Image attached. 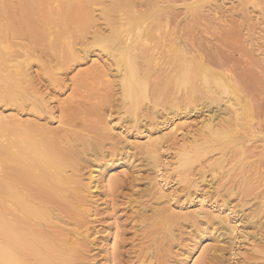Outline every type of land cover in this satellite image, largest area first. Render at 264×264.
Returning a JSON list of instances; mask_svg holds the SVG:
<instances>
[{
    "label": "bare ground",
    "instance_id": "1",
    "mask_svg": "<svg viewBox=\"0 0 264 264\" xmlns=\"http://www.w3.org/2000/svg\"><path fill=\"white\" fill-rule=\"evenodd\" d=\"M191 1L0 0V105L4 104L0 106V264H83L85 247L89 244L92 246L95 241L91 225L94 224L92 218L100 213L97 211L98 202L103 197L107 199L105 204L115 206L116 195L124 191L128 184L133 183V180L126 182L123 179L126 176H113L112 173L113 164H118L115 161L121 160L129 153V149L125 150L126 148L112 142V129L110 124L106 125L102 115L104 104L108 106L110 103V91L115 86L114 82L109 80L103 70L104 66H98L92 61L93 66L84 69L78 64L91 54L93 49H98L97 55L103 54L114 67L113 74L117 78L121 93L118 98L122 100V108L129 107L127 114L130 116L125 118L126 112V116L123 113L122 124L126 127L125 130H135L136 135L144 140L139 144H132L131 149L137 151L136 155H141L145 163H156L163 141L167 143L174 139L175 133L182 129L174 123L169 124L170 119L163 117L160 126L163 128V123L168 125L167 133L164 131L157 136L150 134L151 129H154L155 125L158 126L155 124L152 128H146L145 122L152 124L157 118L150 115L158 113L157 110L163 111V114L174 113L179 108L178 102L196 106L195 101H203L202 109L195 107L205 115L200 134H191L189 142H185L187 137H184L182 143L174 149V161L169 163L170 166L174 165L170 173L176 174V181L181 183L183 188L181 191H186L184 194L187 200L180 203V208L178 205V208L170 205L173 195L167 193L164 188L170 181L167 176L169 171H161L159 161V164L152 166L147 164L156 176L148 178L144 199L142 197L141 202H135L138 207L142 205V211L147 213L139 229L142 236L131 248L134 261L139 264H164L166 258L160 252L165 250V244L173 240L174 227L180 225L178 222L195 230H199L201 224L207 223L215 227L222 226L225 229L224 235L233 240L231 237L244 223L243 219L232 222L231 208L221 210L222 205L225 206L226 203L218 204L219 198L216 196L212 198L211 208L203 196H195L194 202L195 194L192 193V196L191 191H198L200 185L206 182L208 173L214 179L217 175L223 178L224 174L229 177L230 170L234 174L236 170H240L239 173L243 177L249 172L253 174L255 170V175H262L257 159H264V112L254 97H251L254 86L261 82L256 80L255 83H248V80L245 83L246 89L243 88L239 78L246 70H237V65L234 68V62L241 63L242 59L232 62V59L237 57L230 59L229 52L218 53L219 47L216 48L217 54L213 51L206 53L205 48L202 51L196 49L195 45L193 48L191 41L187 42V37L182 36L184 40L178 38L176 34L185 28L180 29L181 25L177 22L179 15H191V19L202 16L207 6L201 7L199 4L210 2ZM211 1L214 4H211L214 6L212 12L220 11V4L215 3L219 0ZM234 1L236 8L238 7L244 16L247 15L246 11L252 8L264 17V0ZM190 4L193 6L190 7ZM179 6H186V12L179 11ZM194 8L198 9V13ZM95 12L98 16H95ZM176 12L178 14H175ZM38 14L40 15L37 16ZM45 15L46 17L41 18ZM100 20L106 29L97 24ZM222 22L226 24L227 20ZM236 25L237 28L241 26ZM236 25L228 22L227 25H217L224 28V31L221 28V33L218 32L221 35L217 33L221 43L222 39H227L226 43L235 41L229 39H237L238 36L232 32ZM206 26L202 27L205 29ZM225 26L234 28L232 31H226ZM213 30L216 31V28ZM213 30L211 31L214 32ZM205 31L203 34L208 33V30ZM234 31L241 34V31ZM215 34L214 32L213 35ZM193 35L195 36V33ZM226 46L225 48H228ZM220 49L222 44L219 51ZM237 51H240L241 55L244 53L247 62L245 50L241 48ZM243 64L247 65L248 69L251 65L244 62L241 67ZM32 65L37 66L35 76H32L30 71ZM74 65L79 68L70 78L75 88L65 101H59L61 109L58 117H54L57 125L51 128L49 122L39 123L37 117L52 113L48 101H45L40 89L34 85L33 78L38 76L39 83H44L46 88L52 86L62 90L65 85L61 75L67 74L66 69L71 71ZM257 67L259 68H254ZM62 71L63 74L59 73ZM246 75L245 78L250 75V79L252 76L256 77L250 71ZM260 75L259 78L264 77L262 73ZM138 100H143L148 106L144 104L143 107ZM9 105L15 107L11 113H6L4 106ZM110 107L112 109V106ZM144 110L151 113L146 114ZM22 113L27 119L22 118ZM140 123L144 131H147L145 136L141 132L143 129L140 130ZM183 134L185 135V132ZM119 135L125 142L128 141L122 133ZM119 139L120 137L117 141ZM167 164L166 161L165 167L169 166ZM90 165L94 167L91 168ZM207 184L209 185L208 181ZM234 185L229 187L230 194L235 193ZM247 188L242 190L246 191ZM244 191L242 192L245 193ZM183 203L185 209H182ZM215 207H218L216 214L209 212ZM136 216L144 215L138 213ZM107 229L111 230L108 232L110 239L107 242H99L101 245L98 247V253L102 256L103 264H122L118 254V240H121L123 233L118 228L113 231L108 226ZM199 231L202 237L196 235L198 239L196 243L191 244L193 247L188 246L191 241L188 245L182 244L186 250L190 248L192 256L178 257V264H204L205 260H211L209 257H203L207 229L205 227ZM101 236L104 237V234ZM174 242L177 243L175 239ZM259 248L261 247L255 245L252 247L253 250L256 249L255 252L264 256V251ZM87 253L92 255V250ZM214 255L210 258H214ZM96 259V256L92 257L91 263Z\"/></svg>",
    "mask_w": 264,
    "mask_h": 264
},
{
    "label": "rangeland",
    "instance_id": "2",
    "mask_svg": "<svg viewBox=\"0 0 264 264\" xmlns=\"http://www.w3.org/2000/svg\"><path fill=\"white\" fill-rule=\"evenodd\" d=\"M196 1L197 0H192L191 3L192 2L195 3ZM231 1L232 0H229V1L226 0L225 2H224V0H219L218 2L216 1L215 3L216 4H220V7H221V10L216 12V13L212 12V10H213L212 8H214V6L211 5L213 3L210 0V2H208L206 4H202V3L199 4V6H201V7L202 6H207L203 10L204 13L201 14L202 16L198 15V16H196V17L191 19V15H188V16L185 15V14H183V16H181L182 14L179 15L180 17L177 18V20H178L177 22H179L180 25H181L180 29L185 27L184 30L185 29L186 30L178 32L176 35L178 36V38L180 37L181 39L187 37L188 39L186 38V40H187V42L191 41L192 47H193V45H195L196 49H199L201 51H202L203 48H205L204 51L206 53L207 52L210 53L211 51H213L215 54H217L216 48H218V47L221 48V44H222V49H220V51H219V48H218V53H220L222 51H224V53H228L229 52L230 53L229 54L230 55L229 58L231 57L230 59L235 58V56L237 58H239V55H240L239 59H237V58H235L236 60L232 59V62L242 59L241 63L238 62V61L234 62V68L237 65V67H236V68H238L237 70H239V69L246 70V73L248 71H250L251 74L256 76V77L252 76L255 80L252 77L250 79L251 75L248 76L247 78H245L247 75H246V73H243L242 76H240V78H239V80L241 81L240 83H242L244 85L243 88L246 89V87H245L246 84L245 83L248 80H249L248 83H250L252 81L255 83L256 80H260L261 83L259 82L260 83L259 85L257 84V85L254 86V89L252 91L253 93H251V97L252 98L254 97L253 99L258 102L259 106L262 109V112H264V91H263L264 90V77H263L264 76V56H263L264 55V41H263L264 40V17H262L261 15H258V12L256 11V9L252 10V8H249L250 10L248 9L246 11L247 15L244 16L243 12L240 11L239 9H237L238 7L236 8L235 1L234 0L232 2ZM191 5L192 4H190V7L193 6V5L192 6ZM179 7H178L179 11H181L183 13L186 12V10H185L186 6L185 7L179 6ZM181 7H183V8H181ZM194 9L196 10L195 12L198 11L197 8H194ZM94 14H95V16H98L97 12H95ZM175 14H178V13L176 12ZM244 14H245V11H244ZM39 15L40 14H38L37 16H39ZM199 16H200V18H199ZM205 16H207V17H205ZM42 17L44 18V17H46V15L45 16H41V18ZM201 17H203V18L201 19ZM194 19H196V20H194ZM223 20H227V22L229 24L231 23V25L232 24H235V25L238 24V26L241 25L238 28H237V25H236V28H235L237 30V33H239V31H241L240 35L235 33L236 32V31H234L235 29H233V31H232V28H234V27H231V28L228 27L227 28V26H225L226 27V31H232L234 35L238 36L237 39H239L240 42L237 39L233 38V39H229V41L230 40H235V41H231L233 43H231V42L230 43L229 42L226 43L225 41H227V39H222L223 43H221V40H220L221 38H217L218 35H221V34H219V33H221V32H219V31H221V28L223 29L222 31H224V28L223 27H219V26L220 25L221 26L222 25H227V22H226V24H224L222 22ZM232 20L234 21V23H232ZM235 20H236V22H235ZM237 20H238V22H237ZM101 21L102 20L98 21L97 24L102 25V28L106 29L104 23H102ZM183 22H185V24ZM220 23H223V24H220ZM206 24H207V26H206ZM184 25H187V26H184ZM217 25H219V26H217ZM190 26L193 27V28L191 29ZM202 26L203 27L206 26V28L204 29ZM213 28H216L217 32L215 30H213ZM219 28H220V30H219ZM39 30L41 31V29H39ZM201 30H203V32L205 30H206L205 32H207V30H208V33H212V35L208 34V33L207 34L206 33L203 34V32ZM211 30H213L216 33L215 36L213 35L214 32H212ZM187 32L190 33V34H188ZM192 33L193 34L195 33V36ZM217 33H218V35H217ZM184 34H185V36H184ZM198 34L199 35L202 34V35L199 36ZM182 36H183V38H182ZM192 39H194V40L192 41ZM223 44H224V47H223ZM226 44H227L228 48H225ZM232 44H235L237 47L235 45H232ZM199 46H201V47H199ZM233 46H235V48H233ZM223 48H225V49H223ZM241 48H242V50H245V52H246V59H248V61H247L248 63L244 59V56H245V55H243L244 53H242L243 57H241L242 55L240 54V51H237V50H239ZM229 49H232V51H229ZM89 51H90V49H89ZM98 53H99L98 49L97 50L93 49V51H91V54H89L87 57L83 58V60L80 63H78V64H81L82 68L87 69V68H91L93 66L92 65V61H94V62H96V64H98V66H104L103 70L108 75L109 80L114 82L115 86L113 85L114 87H112L111 91H110V95H112V97H110V103H108V106H107V104H104L102 115L104 117L105 122H107L106 125L110 124L109 126L112 129V131H111V136H113V141L112 142H114L117 146H119L121 148H126L125 150L129 149L128 152L130 154L128 153L129 156H128V154L125 155L123 157L124 159L121 158V160L118 159L117 161H115V162H118V164H116V163L113 164L112 173L114 174L113 176H118V177L119 176L120 177L126 176L123 179H125L126 182H129L130 180H133V183H131L132 185L128 184L127 187L124 189V191H121L119 194L116 195L117 199H115L116 201L114 202L115 206H109L108 204H105L104 202L107 201V199L103 198L101 196L102 197V200H101L102 202L99 201L98 202L99 206L97 205L98 206V208H97L98 210L97 211L100 212L99 213L100 215L98 214L95 218H92V222H94V224L91 225V230H93L91 232L92 233V237L95 236L97 238V240L94 237L95 241H94L93 244H91L92 246H90V244H89L88 246H86L87 248L85 247V249H86L84 251L85 260H84L83 264H103V261L101 259L102 256L100 257V253H98V252H100L98 247H99V245H101V243H99V242H101V241L107 242L110 239V233H108V232H110L111 230L107 229L108 226L110 228H112L113 231H115L118 228V230H121V233H123L122 236H121V240L120 239L118 240V242H119L118 254H119V259L121 260V263L122 264H126V263L128 264L129 261H131V263H129V264H134V263L135 264H139V263H136V261H134V259H133L134 258L133 257L134 254L131 253V248H132V245L136 244L138 242V240H140L139 237L142 236V234L140 235L139 229L142 226V223L144 221L143 218H145V214L147 212H145V211L143 212L142 210L144 209V207H142V205H139V207L136 206L135 202H136V200L139 201L140 199H142V197L144 195V192H145L144 190H145V187H146V183H148V178H152L153 176H156V174H153L155 172H153L151 167H148L147 164H150V166H152V164H156V163L159 164V162H160V170L165 172L166 169H167V171H169V174L167 173L168 174L167 176L169 177L170 181H168L169 182L167 184L168 186L166 185L164 188L167 189L166 190L167 193L170 192V194L173 195L170 205L172 207H175V208H178V207H176L178 205L179 208H180L181 207L180 203H182V201L185 203L186 200H187V198H186V196L184 194L186 191L184 190V193L182 192L183 188H182V185H180L181 183H179V184L177 183L176 174L175 173L174 174L170 173V171H172V168H173L174 165L170 166L169 163H172V160L174 161V156H175L173 154L174 153V149H175L176 145H179L180 143H182V139L184 137H187L186 138L187 140L184 139L185 142L186 141L189 142L188 140L191 139L189 137L191 134H193L194 136H198L200 134V130H202V125L201 124L204 121L203 119H205V115L200 113L201 110L197 111L195 109V107H198V108L202 109L201 104H203L202 103L203 101H199V102L195 101V103H196L195 105L196 106H193V105H191V104H189L187 102H178L177 106L179 104V108H181V107L182 108L181 109L178 108V110H176L174 113H171V114L170 113H166L165 110H164L165 113L163 114V111L157 110V112L160 115L158 113H152L150 115L151 117H155V118L157 117L155 119V121L157 123L155 121H153L152 124H149V122L148 123L145 122V124L147 125L146 128H152V126H154L155 124L158 125L157 127L155 125L154 129H151L150 134H153V135L157 136V135H160V133H162L164 131H165L164 133H167V129H168L167 126L168 125H165V123H163L164 127L162 128V126H160L162 124L163 120H164V119H162L163 117H165L167 119L168 118L170 119L169 124L170 123H174V125L176 124V126H178L179 128L182 127V129H180L181 131L179 133L178 132L175 133L174 139L172 138L167 143H165L163 141L164 144H162L161 150L159 151L160 153H159L158 159L155 161L156 163H153L154 161H149V162L147 161V163H145V161H143L144 158L141 155L140 156L136 155L137 151H135L134 149L133 150L131 149V147L133 146L132 144H139L140 141H144V140L141 137L139 138L138 134L136 135L137 132L135 130L132 129L129 132H128V130H125L126 127H124L123 124H122V119L121 118L124 119L125 112H126V115H127V116L125 115L126 116L125 118H129V116H130V115L128 116V114H127V113H129V111H127V110H129V107L127 109H126L127 106L124 107L125 109L122 108L123 107L122 100H121L120 97L118 98V96H120L121 93H120V91L118 89V83L116 81L117 78L114 77L115 74H113L114 73V67L112 65H110L111 62H109L110 60H108L107 57H104L103 54L98 56L97 55ZM222 53H220V54H222ZM235 53H237V54H235ZM247 53H249V54H247ZM251 59H252L253 62L251 61ZM244 62H245V64H250L251 63V65H249V69H248L247 65L245 66L244 64H243L244 68L241 67L242 63H244ZM33 64H35V62H33ZM250 66L251 67L254 66L255 68H256V66H259V68L258 67H257V69H255L254 67L250 68ZM36 68H37V66L32 65V68L30 70L32 76L36 75V70H35ZM74 68H75V70H74ZM77 68L78 67H76L74 65L73 67H71V71L69 69H66L65 73H67V74L61 75V78H62V80L64 82V85H65V86H63L62 90L59 89L58 87L54 88L52 86H51V88L49 87L50 89L48 87L46 88V85L44 83L43 84L39 83L40 81L38 80V76L33 78L34 85L36 86L37 89H40L39 91L42 93L41 95H43V98L45 99V101L46 102L48 101L49 108H51L50 111L52 113V115H50V114H42L43 115L42 117H37V120H38L39 123H41V122L42 123H45V122L48 123L49 122L48 124H49V126L51 128H54V126L57 125L55 119L58 117L57 114L60 112V109H61L59 101H61V100H62L61 102L65 101L64 99L67 98V96L69 94H71L72 90H74L75 87L71 84L70 78L79 69V68L78 69ZM258 72L263 74V76H262L263 78H259V77H261V75ZM41 73L42 72H40V74ZM59 73L63 74L64 71L59 72ZM66 86H68V87H66ZM169 89H171V88H169ZM259 93H260V95H259ZM256 97H258V99ZM117 101L120 102V103H118ZM139 101L140 100H138V103L140 105L142 104L143 107H145L146 105L148 106V104L145 103L143 100H141L142 103L139 102ZM181 101H182V99H181ZM116 103H117V105H116ZM144 104H145V106H144ZM2 105H4V104H1L0 106H2ZM110 106H112V109H111ZM120 106H121V108H120ZM4 107H5L4 109H5L6 113H11L15 106L9 105L8 107H6V106H4ZM116 107H117V109H116ZM150 110H151V108H150ZM204 111H205V109L203 108V112ZM46 112H47V110H46ZM120 112H121V114H120ZM144 112H146V111L144 110ZM123 113H124V115H123ZM147 113L150 114L151 111L146 112V114ZM22 115H23V117H22L23 119H27V117L24 115V113H22ZM163 115H165V116H163ZM51 116L53 118L56 117V116L57 117L52 119ZM32 120H36V119H32ZM263 121H264V119H263ZM176 122L179 123V124H177ZM139 125H140V130L143 129L141 131L142 135L145 136L147 131H144V128H142L143 127L142 123H140ZM79 126H80V123H79ZM106 127H108V126H106ZM263 127H264V124H263ZM184 132H185V135L183 134ZM120 133H122L124 136H126V138L128 140V141H126L127 143L125 142L123 137H121L119 135ZM187 133H189V135ZM118 137H120V139L117 141ZM136 140H138V141H136ZM120 141H122V142H120ZM112 142H111V144H112ZM171 142H173V143H171ZM174 143H176V144H174ZM169 145H171V146H169ZM107 147H109V144H108ZM169 147H170V149H169ZM122 152H125V151H122ZM133 154H134V156H133ZM126 156H128V157H126ZM166 161L168 162L167 166L169 165L170 167L169 166L165 167ZM257 161H258V164L261 167V171L263 172L262 173L263 176L261 175V173L258 176L255 175L256 170L252 172L253 174H251L250 172L246 173V177L245 176L243 177V175H241L239 173V172H241L240 170H238V171L236 170L235 171L236 174H234V172L232 173V171L230 170L229 173L231 175L229 177H227V175L224 174L223 178L221 176L218 177V175H217V177L214 179L208 173V174H206V175H208V176H206L208 180L206 179V182L203 183L205 185L201 184L200 187H199L200 189L198 188L197 192L194 191V190L191 191V195L192 196H193V194H195L194 197H193L194 202H196L195 196H197V197L203 196V197H205L207 199V200L206 199L205 200L207 201L209 207L211 208V207H213L212 205H210L212 203V201H213L212 198H215V196H216L217 198H219L218 204H220V202H222L224 204L226 203L225 206L222 205L221 210L224 211L225 208H231L230 212H231V216H232L231 219L233 218V220H231L232 222H234V220L236 221L238 219H243V221H244V223L239 227V229H237L236 232L233 233L234 235L231 237V238H233V240L229 239L228 236L226 237V235H224L225 234V231H224L225 229H223L222 226L216 225V226L219 227L218 228V227L212 226L210 223L201 224V226L199 227V230H201L202 228H205V227L207 229V233L205 234L206 235V237H205L206 241L203 243V248H204L203 250H205L204 251L205 254L203 253V257L204 258L209 257V259H211L210 260L211 263L207 259L208 261L205 260L204 264H214V263L215 264H220V263L221 264H242V263L243 264H264V256L260 255L257 252H255L256 249L255 250H253L254 248L252 249V247L255 245L257 247L260 246L261 248H259V250L264 251V238H263L264 237V211H263V209H264V207H263V205H264V202H263L264 201V196H262L263 193H264V190H263L264 189L263 188L264 187V159H262V158L261 159H257ZM85 164H87V163H85ZM90 166H91V168L94 167L92 165H90ZM232 174H234V175H232ZM259 176H261V177H259ZM209 179H210V181H209ZM223 179L224 180L226 179L225 180L226 182ZM244 179L246 180V182H244ZM207 181L209 182V185L207 184ZM233 184L237 185V186L234 185L235 193L234 194H230L228 192V190H229L230 186H233ZM244 187H246V188L248 187L247 190H246L247 192L242 190V189H244ZM170 189H171V191H170ZM254 190L256 191V193H254L255 192ZM260 190H262V191H260ZM242 191H244L245 193H243ZM219 193L222 196L221 195L218 196L217 194H219ZM258 193H260V195L262 197ZM256 194H258V196ZM245 195H248V197L245 196ZM139 196H141V198ZM143 199H144V197H143ZM208 199H211V200H208ZM226 200L228 202H226ZM141 201L142 200H140V202ZM261 201H262V203H261ZM184 203L182 205V209L183 208L185 209V207H183ZM156 205L157 204L155 203L154 206H156ZM215 206H218V205L215 204ZM243 206H245V207H243ZM213 209L209 210V212L212 211V213L216 214V212L218 210V207H215ZM104 211H106V212H104ZM138 213H142L144 216H141V217L140 216H136ZM238 213H239V215H237ZM178 223H180V225L177 226L178 225L177 224L176 227H174V230H173V235H174V237H172L173 240H171L167 244H165V246H166L165 250H161L162 252H160L166 258L164 264H171L172 262L174 264H178V262H179L178 259L181 256L182 257L183 256L185 257L186 255L187 256H192L191 255L192 251L189 250L190 248H188L186 250V248H184L183 245L185 246V245L189 244L188 245L189 247H193V245H191V244L193 242L196 243V241L198 239L197 237H199L201 235L199 230H195L194 228H191V227L189 228V226H187V225H185V224H183L181 222H178ZM237 223H239V222H237ZM246 230H247V232H246ZM195 231H196V233H195ZM213 231L216 234L213 233ZM98 232L100 234H98ZM220 232H223V233H220ZM101 233L104 234V237L101 236V235H103ZM217 233H219V234H217ZM196 235H197V237H196ZM217 235H219V236H217ZM201 237H202V235H201ZM223 237H225V238H223ZM221 238H223V240ZM174 239L177 241V243L174 242ZM178 239L181 240V241H179ZM230 240H231V242H230ZM185 242H186V244H185ZM188 242H190V243H188ZM217 244H219V245H217ZM94 245H97V247L96 246L94 247ZM92 247H94V248H92ZM225 247H227V248H225ZM90 250H92V255L87 253ZM207 254H208V256H207ZM211 254H213V255L215 254L214 258H210ZM213 255L211 257H213ZM89 256H90V259L92 257H95V256H96L97 259L94 262L92 261V263H91V261L89 259ZM164 256L161 259H163ZM216 256H217V258H216ZM159 257H161V256H159ZM252 258L255 261H253ZM201 264H203V263H201Z\"/></svg>",
    "mask_w": 264,
    "mask_h": 264
}]
</instances>
